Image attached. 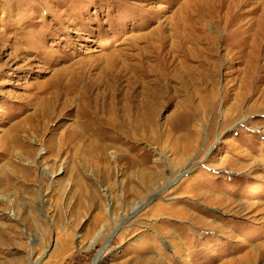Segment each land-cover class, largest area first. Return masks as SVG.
Masks as SVG:
<instances>
[{
  "label": "rangeland",
  "instance_id": "374dc122",
  "mask_svg": "<svg viewBox=\"0 0 264 264\" xmlns=\"http://www.w3.org/2000/svg\"><path fill=\"white\" fill-rule=\"evenodd\" d=\"M0 264H264V0H0Z\"/></svg>",
  "mask_w": 264,
  "mask_h": 264
},
{
  "label": "bare ground",
  "instance_id": "6f19581e",
  "mask_svg": "<svg viewBox=\"0 0 264 264\" xmlns=\"http://www.w3.org/2000/svg\"><path fill=\"white\" fill-rule=\"evenodd\" d=\"M81 112L86 113V112L83 111V110H82ZM86 114H87V113H86ZM90 115H91V114H90ZM120 115H121V114H120ZM91 116H92V115H91ZM129 116H130V115H129ZM132 116H133V115H132ZM121 118H122V117H121ZM132 118H133V117H132ZM136 118H137V117H136ZM128 119H129V118H128ZM125 121H126V120H125ZM132 121H133V120H132ZM137 121H138V120H137ZM129 122H130V121H129ZM138 123H139V122H138ZM134 126L136 127V125H134ZM134 126H132V127H134ZM132 127H131V128H132ZM137 127H138V126H137ZM137 130H138V129H137ZM77 136H78V135H77ZM79 137H80V136H79ZM81 137H82V136H81ZM77 139H78V138H77ZM83 140H84V139H83Z\"/></svg>",
  "mask_w": 264,
  "mask_h": 264
}]
</instances>
